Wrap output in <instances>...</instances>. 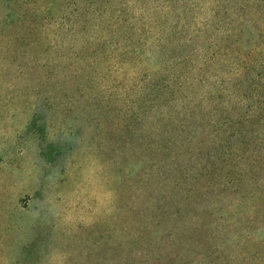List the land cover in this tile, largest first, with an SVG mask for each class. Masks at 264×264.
Masks as SVG:
<instances>
[{"label": "trees", "instance_id": "1", "mask_svg": "<svg viewBox=\"0 0 264 264\" xmlns=\"http://www.w3.org/2000/svg\"><path fill=\"white\" fill-rule=\"evenodd\" d=\"M207 1L221 15L189 28L175 0H0V103L122 77L116 264H264V0ZM152 10L153 49L191 52L149 69L137 25Z\"/></svg>", "mask_w": 264, "mask_h": 264}, {"label": "rangeland", "instance_id": "2", "mask_svg": "<svg viewBox=\"0 0 264 264\" xmlns=\"http://www.w3.org/2000/svg\"><path fill=\"white\" fill-rule=\"evenodd\" d=\"M191 1L175 0L169 7L175 12L189 9V28L205 20L214 22L211 16L222 13V8L210 11L207 0L189 6ZM157 13L152 10L145 23L137 25L142 30L139 40L146 46L143 62L149 69L180 62L184 53L191 52L163 54L153 49L161 29ZM166 16L165 26L183 35L182 24L175 25L172 15ZM202 39L205 36L195 37L194 43ZM125 69L124 83L132 84L137 69ZM121 78L111 75L109 82L97 79L87 86L82 76L67 92H51L49 86L53 98L45 106L25 95L0 103V264L117 263L122 224L112 205L121 179L126 178L124 169L119 172L113 165L118 104L109 100L120 93L112 80Z\"/></svg>", "mask_w": 264, "mask_h": 264}]
</instances>
